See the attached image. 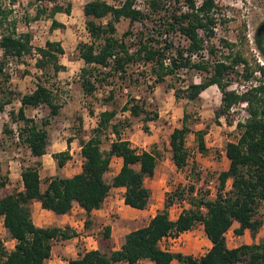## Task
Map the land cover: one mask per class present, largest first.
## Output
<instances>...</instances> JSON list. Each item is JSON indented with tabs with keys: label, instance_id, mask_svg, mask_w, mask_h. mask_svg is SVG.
I'll list each match as a JSON object with an SVG mask.
<instances>
[{
	"label": "trees",
	"instance_id": "trees-1",
	"mask_svg": "<svg viewBox=\"0 0 264 264\" xmlns=\"http://www.w3.org/2000/svg\"><path fill=\"white\" fill-rule=\"evenodd\" d=\"M51 17L50 29L64 28L65 25L55 19L58 12H70V3L64 8L57 0H46ZM171 0H148L146 12L133 7L134 0H124L116 6L105 0H89L84 3L82 11L85 17V27L91 37L89 42H79L77 50L84 62L81 67V87L85 94H92L96 85L110 74L121 72L125 75L130 64L142 61L154 73V81L161 83L166 75L175 74L181 68H196L207 72V77L200 82L189 83L184 90L174 88L177 99L181 93L188 100L199 97L200 93L215 84L221 92V103L214 110L218 120L234 105L245 102L247 117L243 122L238 121L240 130L236 141L225 144V155L229 160L228 168L218 173V189L214 198L195 193L191 198V208H183L175 219L170 217V207L176 200H181L184 191L175 189L164 202L163 207L144 226L130 230L125 234L123 243L118 249H92L80 252L70 260V264H118L126 262L134 264L147 259L154 264H264V241L259 243H242L237 247H228L226 233L234 222L238 226L234 233L241 235L246 229L254 236L262 221L256 217L259 207L264 201V67L250 57L246 49H234L228 41L225 45L231 47L225 59H217L210 64L206 61L192 62L191 53H198L203 48V40L199 31L202 30L207 38L214 36L216 18L214 16V0H186L188 10L171 9ZM48 6V5H47ZM46 8V7H45ZM44 9H38V18ZM8 10L0 5V25L7 18ZM152 21L153 33L164 39L152 36L136 37L137 42L130 44L126 40L131 35V28L126 29L121 37H116V23L121 19L134 22ZM102 18H107L105 23ZM177 32L184 37L186 46L174 47L172 33ZM245 39V37H243ZM161 44V45H160ZM134 47V48H133ZM0 74L5 80L10 77L4 73L7 58L21 59L31 53L33 46L29 33L11 31L0 33ZM39 57L36 66L44 69L50 65L55 74L64 70L60 56L64 48L59 41L46 40L43 46L35 48ZM168 50H174L170 64H164ZM264 56V48L259 47ZM211 55L215 53L214 45L209 47ZM113 57L110 62L109 59ZM242 65V75L245 79L253 77L257 72L258 82L243 92L229 90L228 77L236 66ZM108 67V70H104ZM120 75V76H122ZM123 77V76H122ZM96 83V85H95ZM6 96L0 95V110L6 104L19 100L20 106L17 117L24 121L19 133L20 143L32 156L40 157L47 153L50 142L49 127L52 120L59 114L61 105L56 102L51 88L38 83L29 93H21L13 89H5ZM0 88V93H2ZM45 104L48 113L39 122L25 115L26 107H38ZM123 111L137 117L145 114V121L154 119L156 112H150L135 96L129 95L123 105ZM115 109H105L99 114L97 126L89 139L81 142V170L71 176L54 175L41 188V178L37 165L23 166L20 172L23 188L16 191L5 189L7 178L0 179V216L9 237L16 240L14 249L6 250L0 241V264H44L50 257L52 241L68 238L73 235L68 228L57 226H37L32 220L31 204L39 201L42 208L55 214H65L77 203L87 214L101 206L112 187H124V203L132 208L145 209L150 202V189L145 184L146 178L152 177L161 152L158 148L138 150L129 140L121 137L122 120L116 119ZM188 114H183L181 126L175 127L169 136L171 161L177 169H183L188 164L189 152L186 138L193 132L198 150L205 154L208 150L205 143V129L192 131L188 125ZM113 133L108 150L100 147V135ZM69 145L70 139L67 140ZM118 156L122 159L119 171L106 179L110 171L111 159ZM57 168H62L70 158L68 149L52 154ZM231 180V187L224 192L226 183ZM195 185H189L188 192L193 194ZM197 223L203 225L204 233L211 241V247L201 256L194 257L181 252L163 250L159 241L169 235L190 230ZM110 227L104 228L103 235L109 237Z\"/></svg>",
	"mask_w": 264,
	"mask_h": 264
},
{
	"label": "rangeland",
	"instance_id": "rangeland-1",
	"mask_svg": "<svg viewBox=\"0 0 264 264\" xmlns=\"http://www.w3.org/2000/svg\"><path fill=\"white\" fill-rule=\"evenodd\" d=\"M57 1L66 8L69 0ZM81 1L76 0L75 7L72 9V19L65 18L63 14L57 15L61 20H71L73 25L69 22V28L66 30L60 28L61 31L52 32L50 29L51 17L48 13L50 4L46 0H0L2 9L8 10L7 18L3 19L0 25V33L11 31L13 28L16 33H29L33 46L31 53L24 55L21 59H14L16 67L13 76L5 80L4 76L0 74V88L3 90L0 93L1 97L5 98L7 95L5 89L29 93L36 88L38 83H43L53 90L56 102L61 105L59 114L52 120L49 127L50 142L47 153L40 157L32 156L29 150L20 143L18 135L24 126V121L17 117L19 100L16 99L6 104L0 110V179H8L5 189L9 192L20 190V172L22 167L27 165L40 164L37 166L42 188L46 187L48 179L54 175L71 176L75 174L74 168L79 167L83 159L80 153L81 142L86 141L92 135L101 111L115 109L117 111L116 119L122 120L121 137L129 140L138 150L158 148L161 152L153 176L145 180L151 193L149 204L162 208L164 200L170 196L171 192L175 189L184 191L182 199L176 200L175 204L170 207V217L174 218L183 208L192 207L191 198L195 197V193L203 194L207 198H214L218 189V173L227 169L229 165V160L225 155V144L238 139L240 130L236 123L243 122L247 117V104L240 102L234 105L226 114L216 120L214 110L221 103V92L215 84L203 90L199 97L193 100H188L182 93L179 99L174 95V88L184 90L191 82L203 81L208 75L206 71L196 68H181L175 74L166 75L163 82L156 83L150 66L141 71L138 70V62L130 64L125 75H122L121 72L112 73L96 85L92 94H85L80 82L81 67L84 62L79 57L77 44L88 42L91 37L88 31L83 29L85 17L79 10ZM105 1L113 5L121 3V0ZM170 4L171 9L177 11H183L187 5L186 0H171ZM214 4L215 33L213 37L207 38L204 33L200 32L204 50L199 52L200 57L203 56V58L198 57V60L202 59L201 61L210 64L217 59H225L224 57L233 47L234 49H246L251 66L255 61L264 67V58L254 44L256 28L264 20V0H214ZM38 9H44L45 12L36 18L35 14ZM153 18L154 20L132 24L128 19H121L116 23L114 35L119 38L126 29L131 28V33L136 37H145L154 28L152 21H156L158 17L154 16ZM106 20L107 18H102L101 22L105 23ZM50 39L59 41L64 48L60 62L65 65V68L57 74L54 73L50 65L44 69L36 66L39 54L35 48L43 46L45 41ZM126 40L132 45L137 42L136 39L131 42L129 37ZM172 40L174 41L173 48L188 44V41L177 32L172 33ZM224 40L233 45L231 47L225 45ZM211 45L215 47L216 54L214 55L209 53ZM168 51L173 52L174 50ZM1 55L0 49V59ZM235 70L237 72H232L228 77L227 88L229 90L243 92L258 82L259 74L257 72L247 80L242 75V65L236 66ZM3 71L8 73L6 65ZM129 95L135 96L148 111L156 112L157 116L146 122L145 114L134 117L127 111H123L122 107ZM185 111L189 116L188 125L192 131L206 128L207 133L204 138L208 151L202 154L197 148L194 133H189L186 138V147L189 152L188 164L183 169H177L171 161L169 136L175 127L181 126ZM47 113L48 107L45 104L25 109L26 117L37 122ZM16 133H18L17 136ZM114 138L113 133H102L100 135L101 149L108 150ZM68 139H70L69 145L67 144ZM65 149L69 150L70 158L63 168L59 169L52 154ZM115 162L113 161L114 164ZM113 170L114 168L106 173L107 180L113 176ZM189 185H195L193 194L188 192ZM230 187L231 180H228L224 192ZM118 194L120 195V193ZM256 217L262 221V225L254 236L248 230L242 237L243 242L250 244L264 241V201L259 207ZM142 224L144 223L135 222L124 229L117 228V231L121 233L123 230H132ZM233 229L232 225L226 233L229 242L234 239ZM100 232H104V228ZM1 237L7 244L3 245ZM8 238L9 234L0 219V241L3 247L10 251L11 243L7 241ZM203 250L202 248L196 253L191 248L183 247V253L196 257Z\"/></svg>",
	"mask_w": 264,
	"mask_h": 264
},
{
	"label": "crops",
	"instance_id": "crops-1",
	"mask_svg": "<svg viewBox=\"0 0 264 264\" xmlns=\"http://www.w3.org/2000/svg\"><path fill=\"white\" fill-rule=\"evenodd\" d=\"M87 1L89 0H82L81 2H79V10L82 16H84L82 8L84 3ZM68 3H70L71 5V11L69 12V14L65 12H58L55 15V19L65 25V30L69 28V22L72 25L73 22H71V20H61L57 17V15L63 14L65 18L72 19V9L75 7L76 0H69ZM83 29L85 31L87 30L85 26H83ZM61 30L62 29L57 28L51 31L59 32ZM113 161H116L115 164L113 163ZM81 164L79 165V167L74 168L76 170L75 173H78L81 170ZM121 165L122 159L120 157L114 156L111 159L110 170L114 168L113 175H115L119 171ZM20 183V189H22V181ZM124 190V187H112L109 190V193L101 204V206L97 209H93L90 214H87L85 210L80 207L77 203L72 206L69 212L65 214H55L49 210L42 208L39 201L33 200V203L31 204L32 220L37 226H57L62 229L68 228L69 233H73V235L68 238L60 237L52 241L50 257L45 261L44 264H70V260L76 258L80 252H84L87 250L118 249L123 243L125 234L128 233L130 230L127 229L125 231L123 230V232L121 233H118L117 228L124 229V227L135 222L144 223L135 228L144 226L155 215V213L161 209L159 206L153 207L152 204H149L148 207L145 209H136L126 205L123 200ZM118 193H120V195ZM176 217H174L173 219H175ZM0 219L3 223V218L1 216ZM106 226L110 227L109 237H105L103 235V232H100ZM237 226L238 223L234 222L233 228ZM247 232L248 229H246L241 235L234 234V239H232L233 241L230 240V242L227 240L226 237L227 246L237 247L242 243L249 244L248 242L242 241V237ZM179 237H182L186 240V245L182 246L181 249H177L176 247L172 248L173 246L170 245L171 243L166 238V236L159 241V245L163 250L166 249L165 247L167 245V249L169 251L181 253L184 252L183 247L191 248L196 253L198 252V250H202L203 248L204 250L197 257L203 255L211 247V241L205 235L203 225L201 223H197L196 226L190 230H186L179 233ZM255 238L257 239L258 235ZM8 239L9 240L7 241L11 243L10 250H12L14 249L16 240L11 237H9ZM1 241H3V245L7 244V242L4 241L2 237ZM192 256L196 257L195 255ZM118 264L128 263L118 262ZM134 264H154V262L147 259H143ZM171 264H178V262L176 260H173Z\"/></svg>",
	"mask_w": 264,
	"mask_h": 264
},
{
	"label": "built area",
	"instance_id": "built-area-1",
	"mask_svg": "<svg viewBox=\"0 0 264 264\" xmlns=\"http://www.w3.org/2000/svg\"><path fill=\"white\" fill-rule=\"evenodd\" d=\"M124 0H121V3L119 5L122 4ZM201 0H197V4L200 3ZM119 5H116V6H119ZM133 7L137 10H140V11H143V12H146L148 10V0H134V3H133ZM186 9H183V11H187L188 10V7L186 5L185 7ZM141 23V22H140ZM200 32L203 33L202 30L199 31V34ZM149 36H152V37H156V38H159V39H164L165 38V34L163 35V37H159L155 34V32L153 33V31H150V33H148ZM136 39V35L135 34H131L129 36V40L131 42L135 41ZM204 49L202 48L200 51H203ZM199 51V52H200ZM191 53V56H190V59L192 62H194L195 60H198V57H200V53ZM173 52H169L167 51L166 52V55H165V58H164V64L167 65V64H170V60H171V57L173 56ZM200 58H203V56H201ZM113 60V57L109 59V61L111 62ZM202 60V59H201ZM200 59L198 61H201ZM197 61V62H198ZM5 65L8 69V73L10 74V76H13L14 74V70H15V61L13 58H8L7 61L5 62ZM138 65V70H146L148 66V64L144 63V62H138L137 63ZM104 69H108V67H104ZM184 69V68H182ZM187 69V68H185ZM96 85V83H95ZM18 135V133H16V136ZM19 136V135H18ZM18 139V137H17ZM166 238L169 240V242L171 243L170 245L173 246L172 248H177V249H181L182 246H184L186 244V240L182 237H179V234L178 235H169V236H166ZM166 249L165 250H168L167 248V245L165 247ZM171 248V247H170ZM169 251V250H168Z\"/></svg>",
	"mask_w": 264,
	"mask_h": 264
},
{
	"label": "flooded vegetation",
	"instance_id": "flooded-vegetation-1",
	"mask_svg": "<svg viewBox=\"0 0 264 264\" xmlns=\"http://www.w3.org/2000/svg\"><path fill=\"white\" fill-rule=\"evenodd\" d=\"M254 44L255 47L258 49L259 53H262L259 50V47L262 46L264 48V20L257 26L255 34H254ZM264 58V56L262 55Z\"/></svg>",
	"mask_w": 264,
	"mask_h": 264
}]
</instances>
